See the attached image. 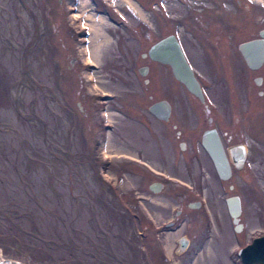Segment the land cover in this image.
I'll return each mask as SVG.
<instances>
[{"label": "rangeland", "instance_id": "obj_1", "mask_svg": "<svg viewBox=\"0 0 264 264\" xmlns=\"http://www.w3.org/2000/svg\"><path fill=\"white\" fill-rule=\"evenodd\" d=\"M263 26L264 0H0V257L242 264L237 250L264 234V61L249 70L237 47ZM170 33L204 89L208 125L224 147L247 146L225 180L198 141L203 101L144 55ZM159 99L201 118L176 137L171 117L148 110Z\"/></svg>", "mask_w": 264, "mask_h": 264}, {"label": "water", "instance_id": "obj_2", "mask_svg": "<svg viewBox=\"0 0 264 264\" xmlns=\"http://www.w3.org/2000/svg\"><path fill=\"white\" fill-rule=\"evenodd\" d=\"M258 34V38L243 41L238 45L243 60L251 69L258 68L264 59V28L260 29ZM146 54L151 60L167 64L172 76L182 83L189 92L202 99L199 83L173 34H167L156 40L149 46ZM145 71L146 66L138 68L140 74H144ZM255 81L259 83L258 78ZM148 110L156 118L166 120L170 106L166 100L160 99L152 102L148 106ZM200 144L208 155L217 176L222 180L229 178L232 168L240 169L246 159V145L240 142L224 148L215 128H207L202 132ZM161 187L162 184L159 181H153L148 185V189L152 192L158 191ZM224 202L227 213L234 224V230H239L238 215L241 210L239 196L236 194L229 195L224 199ZM199 205L200 201L198 200L187 203L190 208H197ZM178 213L179 210H176L175 214ZM175 241L177 242V239ZM187 245L188 238L186 235H182L179 246L174 248V253L181 254ZM237 255L242 264H264V234L253 237L250 242L240 247L237 250ZM10 260L8 258L3 259L5 262Z\"/></svg>", "mask_w": 264, "mask_h": 264}, {"label": "flooded vegetation", "instance_id": "obj_3", "mask_svg": "<svg viewBox=\"0 0 264 264\" xmlns=\"http://www.w3.org/2000/svg\"><path fill=\"white\" fill-rule=\"evenodd\" d=\"M262 28H264V26L262 27ZM262 28H260V29H262ZM259 29V30H260ZM259 30L257 31V33H256V35H253V36H250V37H247L244 41H246V40H250V39H253V38H258L259 37V34H258V32H259ZM170 34H173V33H170ZM175 37H176V39L178 40V38H177V36L175 35V34H173ZM215 37H217V34H214L213 35V38H215ZM202 38H203V40H204V33H203V36H202ZM208 38H210V35L208 34V35H206L205 36V44H206V46H209V45H215L211 40L209 41V39ZM158 40V39H157ZM155 42V41H154ZM178 42H179V45H180V47H181V49L183 48V45H182V43L178 40ZM240 43H238V45H239ZM182 45V46H181ZM237 49H238V47H237ZM184 50V51H183ZM147 52V51H146ZM182 52H183V54H184V57H185V59H186V61L188 62V60H187V57H188V55H187V51L183 48L182 49ZM185 52V53H184ZM238 52H239V54H240V56L242 57V55H241V53H240V51H239V49H238ZM144 55H146L147 56V54L146 53H144ZM149 58V57H148ZM242 60H243V57H242ZM153 61H155V60H153ZM263 61H264V59H263ZM156 62H158V61H156ZM243 62H244V65L249 69V70H256V69H258V68H256V69H251V68H249L247 65H246V63H245V61L243 60ZM159 63H161V62H159ZM263 63V62H262ZM161 64H163V65H165V66H167V68H168V70H169V72H170V74H171V71H170V68H169V66L167 65V64H164V63H161ZM188 64H189V62H188ZM190 65V64H189ZM190 67L192 68V66L190 65ZM192 71H193V74H194V76H195V78H196V80L198 81V83H199V86H200V90H201V94H202V99H200V98H198L197 96H195V95H193L191 92H189L186 88H185V86L182 84V83H180L178 80V82L183 86V88H184V90L186 91V93H188L189 95H191V96H195L199 101H203V103H202V112L200 113L201 114V116L203 117V122H204V119H205V122L207 123V126H205L202 130H201V133H200V135H199V139H198V141H199V143H200V140H201V134H202V132L205 130V129H207V128H215V130H216V132H217V134H218V130H217V128L215 127V126H213V125H215V124H213V125H208L209 123H212L213 122V118L211 117V116H209V115H207V116H205L204 117V112H205V114H206V112L208 111V105H207V103H204V89H203V87H202V85H201V83H200V81L198 80V77H197V74L195 73V71H194V69L192 68ZM171 77L174 79V80H176L173 76H172V74H171ZM256 78H258V80H259V82H260V80H261V78H260V76H255L254 78H253V82L254 83H257L256 81H255V79ZM169 93L170 94H172L173 92H172V90H171V87H169ZM257 94H259V95H262V94H264V92H260V91H257ZM249 99H250V97H249ZM160 100V99H159ZM164 100H166V99H164ZM167 101V100H166ZM253 101H254V99H253ZM168 102V101H167ZM263 103H264V101H263ZM262 103V104H263ZM168 104H169V106H170V110H169V114H168V118L166 119V120H163V119H159V120H162V121H167L168 119H170V117H171V120H172V123H171V127L172 128H175V130H174V133H175V136L176 137H181V134H182V130H186V128H185V125H187L189 122H190V120L191 119H198V117H200L201 118V116H200V114H198V113H195V112H192V111H190V110H184V109H182L181 107H180V111L178 112V111H175V112H173V107H172V104H170L169 102H168ZM254 105H256V104H254ZM187 132H190L189 130H186ZM187 132H185V134H187ZM184 133V132H183ZM218 136H219V134H218ZM219 138H220V136H219ZM221 140V139H220ZM222 142V141H221ZM237 143H240V142H237ZM232 144H235V143H232ZM201 145V144H200ZM223 145V144H222ZM229 145H231V144H229ZM228 146V145H227ZM178 147L181 149V150H184L185 149V147H186V142L184 141V140H181V141H179L178 142ZM224 147V146H223ZM226 147V146H225ZM224 147V148H225ZM246 151H247V146H246ZM246 156H247V152H246ZM246 160V159H245ZM245 162V161H244ZM244 164V163H243ZM243 166V165H242ZM241 169V168H240ZM239 170V169H238ZM231 171H232V169H231ZM261 235V234H260ZM256 236H258V235H256ZM256 236H254V237H256ZM253 238V237H252ZM251 238V239H252Z\"/></svg>", "mask_w": 264, "mask_h": 264}, {"label": "bare ground", "instance_id": "obj_4", "mask_svg": "<svg viewBox=\"0 0 264 264\" xmlns=\"http://www.w3.org/2000/svg\"><path fill=\"white\" fill-rule=\"evenodd\" d=\"M232 160H234V159H232ZM180 240H181V237L177 240L178 246H179ZM0 264H23V263L17 262V261H13V260H10L8 262H5V261H3V258L0 257Z\"/></svg>", "mask_w": 264, "mask_h": 264}]
</instances>
